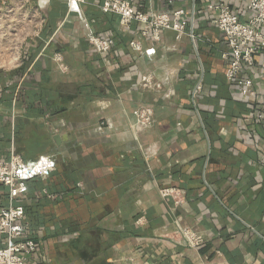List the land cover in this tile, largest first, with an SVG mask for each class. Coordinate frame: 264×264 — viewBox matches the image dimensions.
<instances>
[{
	"label": "crops",
	"instance_id": "crops-1",
	"mask_svg": "<svg viewBox=\"0 0 264 264\" xmlns=\"http://www.w3.org/2000/svg\"><path fill=\"white\" fill-rule=\"evenodd\" d=\"M86 1L91 30L112 43L107 53L89 45L66 3L52 1L40 38L0 72V160L54 156L19 198L0 186V209L22 205L24 235L36 244L25 264H264V75L247 67L238 74L251 79L253 95L226 78L228 47L210 0L150 8L130 0L147 12L183 10L185 32L166 30L158 40L141 37L136 21L122 28L100 0ZM248 1L225 0L242 22L252 16ZM48 37L47 54L37 57ZM134 39L155 53L133 51ZM144 76L160 87H142ZM140 106L152 108L150 126L137 125ZM167 187L173 196L160 194ZM184 229L203 244L186 246Z\"/></svg>",
	"mask_w": 264,
	"mask_h": 264
},
{
	"label": "built area",
	"instance_id": "built-area-1",
	"mask_svg": "<svg viewBox=\"0 0 264 264\" xmlns=\"http://www.w3.org/2000/svg\"><path fill=\"white\" fill-rule=\"evenodd\" d=\"M52 1L66 3L67 12L75 13L86 28L85 39L89 45L97 52L107 53L111 49V41L108 37H103L95 33L90 28L91 20L85 16L83 6L86 0H0L1 5L10 12L23 13L26 17V24L32 28L30 37L40 38L41 26L44 23L42 11ZM155 0H146L147 7L150 8ZM101 12H114L119 16V24L122 28H128L133 21L139 23L140 35L143 38L158 40L161 32L173 30L178 36L186 29L187 21L184 12L180 8L147 12L136 7L130 0H100L97 4ZM247 10L252 12V16L247 22L239 20L232 12L231 7L225 0H210L206 8L214 12V23L224 37L228 52L224 57L228 59V68L225 72L226 78L235 80L238 89L244 95H253V84L250 78H238V74L243 67L252 68L264 75V34L259 27L264 24V0H249ZM193 40V35H190ZM52 38H43L42 46L37 53V57L46 55V49ZM129 47L146 56L155 53L154 48L142 49L138 40H131ZM51 59L56 63L60 72H67L66 64L62 53L54 52ZM16 65L20 63L19 56H15ZM142 87L159 88L158 83L153 84L149 76H144L140 80ZM202 90L201 83H197L192 92L195 98ZM133 115L137 125L140 127L150 126L153 119V110L148 106H140L133 110ZM54 165V156L51 154L41 155L35 159H24L19 154L12 153L9 158L0 160V186L8 188L11 199L19 198L27 190V183L34 178L45 174ZM160 194L163 197L175 194L172 188H162ZM25 210L22 205H14L0 209V236L4 238L3 246H0V264H25L26 256L35 250L34 240L24 235L23 219ZM140 220H137L139 222ZM183 243L191 248H198L203 244L204 239L198 233L191 230H180ZM126 264H136L129 257Z\"/></svg>",
	"mask_w": 264,
	"mask_h": 264
},
{
	"label": "rangeland",
	"instance_id": "rangeland-1",
	"mask_svg": "<svg viewBox=\"0 0 264 264\" xmlns=\"http://www.w3.org/2000/svg\"><path fill=\"white\" fill-rule=\"evenodd\" d=\"M26 22L23 13H12L0 4V72H9L17 66L15 56L21 60L33 28Z\"/></svg>",
	"mask_w": 264,
	"mask_h": 264
}]
</instances>
